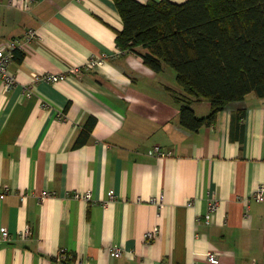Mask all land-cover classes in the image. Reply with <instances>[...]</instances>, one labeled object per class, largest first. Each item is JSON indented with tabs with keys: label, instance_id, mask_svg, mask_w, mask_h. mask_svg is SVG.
Listing matches in <instances>:
<instances>
[{
	"label": "crops",
	"instance_id": "obj_1",
	"mask_svg": "<svg viewBox=\"0 0 264 264\" xmlns=\"http://www.w3.org/2000/svg\"><path fill=\"white\" fill-rule=\"evenodd\" d=\"M22 2L0 1V40L23 44L10 66L16 84L0 81V234L10 236L0 239V264H208V251L219 264H264V199L251 198L264 183V100L248 94L189 131L174 72L117 48L123 23L112 0ZM29 30L35 39H25ZM92 57L103 64L88 70ZM75 67L27 95L33 74ZM191 108L198 118L210 112L209 102ZM89 116L90 140L73 149ZM43 191L51 196L41 200ZM87 191L89 201L73 196Z\"/></svg>",
	"mask_w": 264,
	"mask_h": 264
},
{
	"label": "trees",
	"instance_id": "obj_2",
	"mask_svg": "<svg viewBox=\"0 0 264 264\" xmlns=\"http://www.w3.org/2000/svg\"><path fill=\"white\" fill-rule=\"evenodd\" d=\"M123 28L119 51L138 54L155 73L169 67L181 88L180 123L189 131L215 122L231 102L248 94L264 100V0H112ZM23 52L15 51L21 62ZM210 112L195 116L192 103ZM96 119L83 122L72 148L88 143Z\"/></svg>",
	"mask_w": 264,
	"mask_h": 264
},
{
	"label": "built area",
	"instance_id": "obj_3",
	"mask_svg": "<svg viewBox=\"0 0 264 264\" xmlns=\"http://www.w3.org/2000/svg\"><path fill=\"white\" fill-rule=\"evenodd\" d=\"M1 1V0H0ZM21 8L27 9L29 8V5L34 1V0H22ZM35 31L29 30L27 31L25 35L26 40H31L35 39ZM23 44H21V41L19 40H0V81H2L5 85L6 90L12 88L16 84V79L15 76L12 74L10 71V66L13 63L14 59V53L17 50L21 51ZM103 64L102 58H97V57H92L88 63L84 65V68L90 70L95 67L101 66ZM81 69L78 67L71 68L65 73H36L33 74V81L30 83V85L25 89L27 91V95H31L32 91L34 90V87L37 82L39 81H45L48 83H60V82H65L68 79V76L70 75H76L80 73ZM153 154L160 156V157H166L169 155V153H163L160 151L159 147H155L153 150ZM8 191L7 187H4L3 192L0 194V198H4V193ZM51 196L50 193L43 191L41 193L40 199H44L46 197ZM75 198L82 199L84 201H89L91 199V193L90 192H85L83 194H74L73 195ZM253 200L256 202H261L264 199V183L259 185L257 189L254 191L252 197ZM162 197L159 198V200H156L158 205L161 207L162 203ZM190 202L187 204L189 205ZM219 203L214 199L209 203L208 211L204 215V223L206 225H209L212 221L213 217V212L217 209ZM159 232V227L155 226L151 231L147 232L145 235V240L147 242H151L156 239L157 235ZM21 236L26 238L29 236V231H24L21 233ZM9 233L6 231V229H3L0 234V239L3 240H9ZM111 256L115 258H119L121 256V252L119 250H114L111 252ZM59 259L62 261H65L68 259V255L66 253H60ZM204 261L208 264H219V258H218V253L208 251L205 254ZM195 264V263H192Z\"/></svg>",
	"mask_w": 264,
	"mask_h": 264
},
{
	"label": "rangeland",
	"instance_id": "obj_4",
	"mask_svg": "<svg viewBox=\"0 0 264 264\" xmlns=\"http://www.w3.org/2000/svg\"><path fill=\"white\" fill-rule=\"evenodd\" d=\"M203 102H207V101H205V100H202Z\"/></svg>",
	"mask_w": 264,
	"mask_h": 264
}]
</instances>
